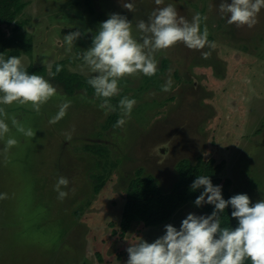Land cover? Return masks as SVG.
Returning <instances> with one entry per match:
<instances>
[{
	"label": "rangeland",
	"instance_id": "rangeland-1",
	"mask_svg": "<svg viewBox=\"0 0 264 264\" xmlns=\"http://www.w3.org/2000/svg\"><path fill=\"white\" fill-rule=\"evenodd\" d=\"M23 1L17 19L31 47L5 58L18 56L25 68L44 66L57 95L39 113L30 105L4 106L10 131L0 139V193L7 194L0 200V264H126V249L137 237L151 243L165 225L179 228L189 213L210 214L187 203L159 226L138 233L140 225L133 223L121 235L125 192L138 169L168 192L179 181L177 163H195L200 155L221 166L232 196L264 199V9L249 29L221 18V0ZM125 2L134 4L132 12ZM168 4L188 20L197 13L206 17L201 30L207 28L211 47L202 51L211 54L204 58L177 43L157 53L155 76L122 79L110 103L116 107L125 96L136 100L125 126H115L118 107L105 115L94 90L68 95L49 76L62 61L88 84L90 73L76 53L91 46L99 24L119 13L135 25ZM76 30L82 36L69 53L64 37ZM169 77L173 87L164 92ZM65 100L67 115L50 124ZM13 117L34 137L17 132ZM9 137L17 144L6 148ZM60 176L69 179L63 201L53 190Z\"/></svg>",
	"mask_w": 264,
	"mask_h": 264
},
{
	"label": "clouds",
	"instance_id": "clouds-1",
	"mask_svg": "<svg viewBox=\"0 0 264 264\" xmlns=\"http://www.w3.org/2000/svg\"><path fill=\"white\" fill-rule=\"evenodd\" d=\"M157 5L164 0H155ZM123 7L134 10L132 2H125ZM264 9V0H221L218 11L221 18H226L229 25L253 28L257 17ZM206 17L195 14L191 20L180 15L173 4L154 9L147 20H139L135 25L127 17L119 13L110 14L106 21L99 24L93 35L91 46L76 53L82 61V67L90 73L87 80L94 90V95L101 101L99 107L105 115L120 110L117 127H123L131 117L136 104L134 98H121L114 107L111 98L119 94V82L131 76H155L158 71L157 53L167 50L177 43H182L192 50L201 51L207 58L211 53L202 51L211 47L208 41V30H201V23ZM80 30L65 35L66 51L71 52L75 42L81 38ZM62 70L57 64L55 76ZM173 87L169 77L162 91L168 92ZM57 95V89L44 76L29 74L18 56L5 58L0 54V139L9 133L6 122L7 113L4 106L16 103L30 105L39 113L41 107ZM70 101L60 104L55 116L49 123L55 124L67 115ZM12 125L17 132L33 138L35 132L26 128L14 117ZM17 144L14 137L6 140V148ZM69 179L64 176L57 178L53 190L57 199L63 201L68 196ZM192 191H200L194 200L199 208L203 205L213 206L207 215L189 213L182 219L179 228L171 224L164 226V234L151 243L137 237L126 249V264H264V199L252 203L246 193L236 194L228 199L222 195V186L213 185L209 175L196 176L190 186ZM6 193H0V200L6 199ZM231 208V217L235 218L236 226L221 227V215L226 208Z\"/></svg>",
	"mask_w": 264,
	"mask_h": 264
},
{
	"label": "trees",
	"instance_id": "trees-1",
	"mask_svg": "<svg viewBox=\"0 0 264 264\" xmlns=\"http://www.w3.org/2000/svg\"><path fill=\"white\" fill-rule=\"evenodd\" d=\"M25 7L23 0H0V54L4 56L17 53L19 48L30 50V41L24 38L20 32L23 23L17 17ZM12 50V51H11ZM62 66V70L53 76L60 84L63 91L68 95L74 94L76 90L85 89L88 93L93 92L91 86L86 84L76 73H69L62 61L55 62ZM29 74L45 75L44 66L27 67ZM179 181L168 192H163L151 175H145L142 169L134 172V176L128 184L125 192V202L120 218V233L124 235L133 223L140 225L138 233L147 228L159 226L168 221L181 207L187 203H193L202 189L192 191L190 186L196 176L209 175L213 185L222 186L224 199L232 196L230 192L231 180L223 178L219 174L221 166L215 164L211 159L198 156L195 163L183 159L177 163ZM98 191V188L96 189ZM202 208L211 213L213 206L203 205ZM232 209L226 208L221 215V227H235L236 220L231 217ZM245 264H251L246 260Z\"/></svg>",
	"mask_w": 264,
	"mask_h": 264
}]
</instances>
